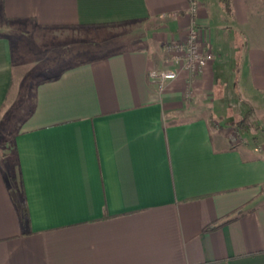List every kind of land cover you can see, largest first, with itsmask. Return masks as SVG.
<instances>
[{"label":"crops","instance_id":"1","mask_svg":"<svg viewBox=\"0 0 264 264\" xmlns=\"http://www.w3.org/2000/svg\"><path fill=\"white\" fill-rule=\"evenodd\" d=\"M192 3L213 59L160 90L148 74L169 67L164 47L186 37ZM230 7L0 0L4 21L40 29L153 28L142 47L34 84L14 137L17 177L0 162V264H264V0ZM13 82L12 44L0 36V109ZM249 110L252 125L236 129L234 145L231 123ZM239 208V218L203 232Z\"/></svg>","mask_w":264,"mask_h":264},{"label":"rangeland","instance_id":"2","mask_svg":"<svg viewBox=\"0 0 264 264\" xmlns=\"http://www.w3.org/2000/svg\"><path fill=\"white\" fill-rule=\"evenodd\" d=\"M152 29L150 23L146 22L120 27L75 30L40 29L30 23L4 21L0 16V36L10 39L14 63L12 93L0 113V162H2V167L9 165V174L17 177L12 142L19 131V121L23 114L29 112L33 104V86L37 81L57 73L68 65L122 47H142L145 42L139 40L149 38ZM232 107L234 110L231 113H237V109L240 108L239 105L234 104ZM236 129L238 128L232 126V132L236 135L233 137V143L242 145ZM236 140L240 143L237 144ZM247 141L252 140L247 138ZM3 154H7V157H3ZM3 161L8 163L5 165Z\"/></svg>","mask_w":264,"mask_h":264},{"label":"built area","instance_id":"3","mask_svg":"<svg viewBox=\"0 0 264 264\" xmlns=\"http://www.w3.org/2000/svg\"><path fill=\"white\" fill-rule=\"evenodd\" d=\"M197 9V4L192 3L189 9L191 23L186 37L171 41L164 47L169 67L153 69L148 74L150 82L160 90L166 83L174 81L180 71L189 77L199 76L213 59L211 51L205 48V35L195 20Z\"/></svg>","mask_w":264,"mask_h":264},{"label":"trees","instance_id":"4","mask_svg":"<svg viewBox=\"0 0 264 264\" xmlns=\"http://www.w3.org/2000/svg\"><path fill=\"white\" fill-rule=\"evenodd\" d=\"M220 3H222L225 11L227 13H230L231 7H230V0H219ZM125 25H129V23H114V24H104V25H99V26H89L86 28H99V27H120V26H125ZM66 29H81V27H64ZM91 60V59H90ZM55 78H50L46 81H51ZM7 102H4V104L2 105L1 109H0V113L3 110V108L5 107ZM252 119H253V110H249L241 119H239L236 122H232L231 126H235L238 129H247L248 127H250L252 125ZM12 153H13V157H14V161H15V165L17 166V156H16V151H15V146H14V140L12 142ZM4 153V152H3ZM3 157H7V154H3ZM8 162L4 161V164L6 165ZM6 169H10V166L8 165L6 167ZM10 179L13 180V175H9ZM22 221L24 223H27L28 221V215H27V210H26V206L25 204H22ZM245 211L243 210V208H239L238 210H236L235 212L231 213L229 216L217 220L216 222L210 224L209 226H207L206 228L203 229V232H209L215 229L220 228L222 225L228 224L232 221H234L235 219L239 218Z\"/></svg>","mask_w":264,"mask_h":264}]
</instances>
